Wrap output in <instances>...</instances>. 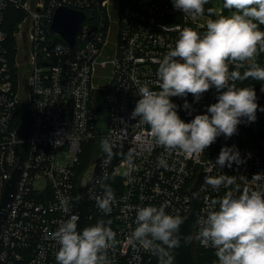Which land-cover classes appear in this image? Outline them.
Listing matches in <instances>:
<instances>
[{
	"label": "built area",
	"instance_id": "2783aa9c",
	"mask_svg": "<svg viewBox=\"0 0 264 264\" xmlns=\"http://www.w3.org/2000/svg\"><path fill=\"white\" fill-rule=\"evenodd\" d=\"M60 6L84 13L73 46L50 28ZM208 19L212 16L204 14L194 21L171 0H0V202L18 167L0 231V264H57L60 245L53 236L72 215L79 217L78 188L89 180L94 163L82 183L77 166L84 144L94 139L100 141L99 174L88 190L87 227L103 221L115 233L105 252L108 264H164L169 257L175 264L170 248L161 262L154 245L151 250L139 242L133 246L129 238L141 207L165 206L166 214L181 220L188 215L195 179H200V205L192 240L212 252L211 264H219L216 249L201 243L202 221L212 200L237 186L240 191L255 187L253 175L264 174V137L252 140L246 134L251 122L242 118L236 134L217 137L204 153L189 158L157 144L148 125L131 118L140 86L159 91L157 70L175 47L176 29L203 34ZM262 88L264 82L259 93ZM102 100L108 123L106 132L97 135L95 110ZM170 100L175 104L182 97ZM216 102L214 86L199 101L192 97L191 120L210 115L207 108ZM105 139L113 145L110 160L102 149ZM233 145L245 163L213 166L221 148ZM220 175L235 177V184L215 189L205 183L206 177ZM102 185L115 195L109 213L97 204ZM65 199L67 211L61 203Z\"/></svg>",
	"mask_w": 264,
	"mask_h": 264
},
{
	"label": "clouds",
	"instance_id": "9594fccd",
	"mask_svg": "<svg viewBox=\"0 0 264 264\" xmlns=\"http://www.w3.org/2000/svg\"><path fill=\"white\" fill-rule=\"evenodd\" d=\"M171 2L176 10L195 21L204 15V5L209 0ZM223 8L231 10V15L221 14L217 19H208L203 34L187 27L176 29L179 38L175 47L163 57L157 70L159 91L151 90L146 85L140 86V98L131 113L132 119L139 118L140 124L148 125L150 136L157 144L178 149L189 158L204 153L217 137L223 135L230 138L236 134L242 118L249 122L257 119L258 104L254 88L237 87L235 82L249 78L264 82V67L256 62V57L264 52V31L259 27L264 25V0H223ZM208 11L212 13V9ZM229 64H233L236 70L229 71ZM241 68H245L243 74L239 71ZM213 86L219 95L218 102L207 108L210 115L198 114L190 122H184L170 97L191 94L199 101ZM183 107L190 110L192 106L185 100ZM259 110L264 112V108ZM112 148L107 139L102 141V149L109 160L113 156ZM233 163L240 165L245 160L234 145L224 146L213 166L231 168ZM262 181L264 174H254L250 180L254 188L244 187L240 191L237 186L235 191H227L219 200L211 201L199 235L205 247L216 249L219 264H264ZM205 183L215 189L222 185L229 188L235 184V177L208 176ZM102 187L105 189L104 195L97 199V204L102 211L109 213L115 195L110 186ZM237 191L240 192L238 196L235 195ZM61 203L64 211H67V200ZM217 204L219 210H215ZM78 220L77 215H72L54 233L53 238L60 245L56 253L57 264H108L105 252L114 241L113 230L106 227L103 221H98L95 226L85 227L78 232ZM136 223L137 227L129 238L133 246L139 242L151 250L154 242L159 241L167 248L180 247L179 229L183 221L178 215L166 214L165 206L137 209ZM184 239L186 242L190 240L189 237ZM159 251L167 255L164 249ZM164 264H171V258Z\"/></svg>",
	"mask_w": 264,
	"mask_h": 264
},
{
	"label": "water",
	"instance_id": "95a60500",
	"mask_svg": "<svg viewBox=\"0 0 264 264\" xmlns=\"http://www.w3.org/2000/svg\"><path fill=\"white\" fill-rule=\"evenodd\" d=\"M84 20V13L65 6L57 7L54 11L52 22L50 25L51 30L58 33L69 46L75 44L76 35L79 29L80 23ZM96 134L101 135L106 132L108 123V109L105 100H102L100 105L96 108ZM99 161L100 158L96 157L94 160V166L91 171L89 180L78 188V212L79 220L77 222V231L87 227V217L89 214V206L91 200L88 190L94 185L95 180L99 174ZM18 178V167L12 173L11 178L7 181L3 197L0 202V231L5 217L6 210L12 200L13 192L15 189V182ZM200 179H195V185L190 188L192 195V210L186 215L180 225L179 235L181 237V244L178 248H170L175 264H195L194 252L196 244L192 240V230L194 228L197 215L199 213L200 201L197 193V185ZM193 194H196L195 196ZM184 237H189L188 242Z\"/></svg>",
	"mask_w": 264,
	"mask_h": 264
},
{
	"label": "trees",
	"instance_id": "16d2710c",
	"mask_svg": "<svg viewBox=\"0 0 264 264\" xmlns=\"http://www.w3.org/2000/svg\"><path fill=\"white\" fill-rule=\"evenodd\" d=\"M204 14L206 15H211L212 19H217L219 15H225L228 16V9H224V11L217 16L214 15V9H213V0H209L207 4L204 5ZM209 9H212V13H209ZM260 30L264 31V25H260ZM6 29L9 31V33L12 32L13 25H9L6 27ZM206 31V28L203 30V33ZM256 62L261 66L264 67V52L260 53L256 57ZM236 70L235 66L233 64H229V71ZM241 74L245 71V68L239 69ZM237 87H252L254 88L256 95H257V104H258V110L256 113L257 119L255 122H251V126L249 129H247L246 134L252 139V140H259L264 137V112L260 111L259 108H264V93H259L260 86L262 84V81L258 80H253L251 78L244 80L243 82L241 81H236L235 82ZM226 90V89H224ZM218 91L214 87V96L215 99H218ZM192 95L188 94L186 97H182V100L179 102H176L175 105H177V113L179 117L185 122V121H190L191 120V115L188 112V110L184 109L183 105L185 103V100L190 104ZM100 141L98 139H94L89 141L88 143L84 144V152L80 157V163L77 166V174H78V182L82 183L85 181L91 165L94 163V160L96 157L99 156L100 154ZM93 212V211H92ZM91 212V213H92ZM91 225V223H90ZM154 247L157 249L160 257H161V262H163L164 259V253L159 251V249H164L165 252H167V255L170 254L168 248L166 245H163L159 241L154 242ZM212 252L205 250L199 246L195 248L194 252V259H195V264H211L212 261Z\"/></svg>",
	"mask_w": 264,
	"mask_h": 264
},
{
	"label": "rangeland",
	"instance_id": "374dc122",
	"mask_svg": "<svg viewBox=\"0 0 264 264\" xmlns=\"http://www.w3.org/2000/svg\"><path fill=\"white\" fill-rule=\"evenodd\" d=\"M213 9L217 11L218 14L222 13L224 11L223 0H213ZM229 15H231V10H228V16Z\"/></svg>",
	"mask_w": 264,
	"mask_h": 264
}]
</instances>
